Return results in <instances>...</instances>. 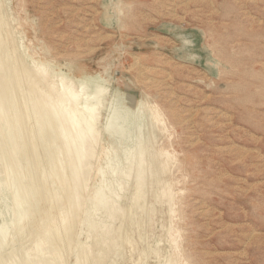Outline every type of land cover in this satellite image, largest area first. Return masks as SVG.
<instances>
[{
  "label": "rangeland",
  "instance_id": "rangeland-1",
  "mask_svg": "<svg viewBox=\"0 0 264 264\" xmlns=\"http://www.w3.org/2000/svg\"><path fill=\"white\" fill-rule=\"evenodd\" d=\"M0 19V264H264V0H0ZM43 66L94 107L82 164Z\"/></svg>",
  "mask_w": 264,
  "mask_h": 264
},
{
  "label": "bare ground",
  "instance_id": "bare-ground-1",
  "mask_svg": "<svg viewBox=\"0 0 264 264\" xmlns=\"http://www.w3.org/2000/svg\"><path fill=\"white\" fill-rule=\"evenodd\" d=\"M108 1V0H107ZM93 5V4H92ZM87 11V10H86ZM89 11V10H88ZM5 14V13H4ZM62 14V13H61ZM78 15V14H77ZM4 16V15H3ZM3 16H2V20H3ZM78 17V16H77ZM4 21V20H3ZM2 21H1V19H0V23H1ZM2 24V23H1ZM5 24V23H4ZM7 24V23H6ZM0 26H2V25H0ZM3 27V26H2ZM1 27V29H3ZM6 29V28H5ZM87 29V28H86ZM1 31V30H0ZM6 35V34H5ZM13 35V34H12ZM5 39V38H4ZM14 43V42H13ZM6 44V43H5ZM79 46V45H78ZM7 47V46H6ZM8 49V48H7ZM11 49L12 48H10V51H11ZM6 50V49H5ZM9 51V52H10ZM12 51H13V49H12ZM82 52V51H81ZM8 54V53H7ZM12 55V54H11ZM10 55V56H11ZM15 55H16V53H15ZM14 55V56H15ZM134 56V55H133ZM14 58V57H13ZM2 59V58H1ZM18 60V59H17ZM16 60V61H17ZM24 60V59H23ZM1 62V61H0ZM24 62V61H23ZM133 62V61H132ZM2 63V62H1ZM3 64V63H2ZM36 63H34V65H35ZM21 65H22V63H21ZM33 65V64H32ZM23 66V65H22ZM24 66H26V65H24ZM30 66V65H29ZM36 66L37 67H39V64H36ZM0 67H1V65H0ZM28 67V66H27ZM27 67H25V68H27ZM150 67V66H149ZM152 67V66H151ZM155 67V66H154ZM25 68H23V69H25ZM31 68V67H30ZM30 68H28V70L30 69ZM50 68V67H49ZM49 68H47L46 66H43V68L40 70V73H42V75H40L41 77L40 78H43L42 80H43V83H44V94L46 95V97L43 95V97H45V98H43L42 97V100L43 99H45L44 101L46 102V103H48L47 105H50L51 107V110H49V111H51V113H52V115H54L56 118V120H59V123H57V124H59V126L58 127H60V130L61 131H59V132H62V133H60V134H62L61 136H62V141H63V144L62 145H67V147H71L73 150L75 149V156H77L76 157V159H77V161L76 162H78V161H80V162H78L77 164H79V163H81L82 164V161L83 160H85V158H83V156L85 155V154H87L88 152H89V150H90V147H91V145H92V143H93V140H94V137H95V129L93 128V125H94V118H95V116H94V107H93V109L89 106V105H87V103H84L81 107L79 106V99L80 98H82V96L84 95H80L79 96V94H80V92H79V90H77L78 92H74L72 89L70 90L68 87L69 86H67V82L66 83H64L63 81V83L60 85V84H57L55 81H54V76H53V74L51 75V74H48L49 73ZM2 69H4V70H6L4 67L2 68ZM34 69V68H33ZM4 70H3V75L4 76H6L5 74H4ZM27 70V69H26ZM30 70H32V69H30ZM2 71V70H1ZM0 71V72H1ZM33 71V70H32ZM35 71V70H34ZM9 72H11V71H9ZM28 72V71H27ZM31 72V71H30ZM36 72V71H35ZM35 72L33 73V74H31L32 76H34V74H35ZM39 72V71H38ZM37 72V73H38ZM7 73V72H6ZM8 74V73H7ZM56 74V73H55ZM54 74V75H55ZM169 74V73H168ZM1 75V74H0ZM59 75H63V74H60L59 73ZM58 75V76H59ZM3 76V78H5ZM39 76V75H38ZM43 76V77H42ZM57 76V75H56ZM150 76V75H149ZM12 77V76H11ZM10 77V78H11ZM65 77V75L63 76V78ZM69 76H67V78H68ZM152 77V76H151ZM6 78H8V75L6 76ZM13 78V77H12ZM35 78V76L33 77V83H34V81L36 82V79H34ZM39 78V77H38ZM40 78H39V80L38 81H42V80H40ZM62 78V77H61ZM67 78H65L66 80H67ZM71 78V77H70ZM162 78H165V77H162ZM9 79V78H8ZM8 79H5V80H8ZM14 79V78H13ZM12 79V80H13ZM91 79H92V77H91ZM95 79V78H94ZM1 80V79H0ZM66 80H64V81H66ZM87 80H88V78H87ZM3 81H4V79H3ZM9 81V80H8ZM37 81V83H40V82H38ZM67 81H71V79L69 80H67ZM81 81V80H80ZM91 81V80H90ZM98 81V80H97ZM148 81V80H147ZM7 82V81H6ZM11 82V81H10ZM9 82V83H10ZM32 82V81H31ZM73 82H74V80H73ZM85 81H83V83L82 84H85L84 83ZM92 82H95V80L94 81H92ZM8 83V84H9ZM28 83H30V82H28ZM37 83H35V84H37ZM88 83V82H87ZM3 84H4V82H3ZM3 84L1 83L0 85H2L3 86ZM8 84H6L7 85V87L9 88V86H8ZM75 84H77V83H75ZM81 84V83H80ZM95 85H96V83H94ZM98 84H100V82L98 83ZM13 85H14V83H13ZM30 85V87L32 88V85L31 84H29ZM40 85V84H39ZM69 85H70V83H69ZM71 85H74V83H72L71 82ZM10 86H12V85H10ZM28 86V85H27ZM33 86H34V84H33ZM36 86V85H35ZM37 86H38V84H37ZM36 86V87H37ZM41 87H42V84L40 85ZM39 86V87H40ZM85 86V85H84ZM87 86H89V84H87ZM98 86V85H97ZM5 87V89H6V86H4ZM30 87H28L29 88V90H30ZM74 87V86H73ZM77 87H79V86H77ZM76 87V88H77ZM90 87V86H89ZM89 87H86V88H89ZM100 87V86H99ZM102 87V86H101ZM1 86H0V90H1ZM7 88V89H8ZM79 88H82V87H79ZM85 87H84V89H86ZM96 87H94V89H95ZM103 89V91H104V87H102ZM37 89V88H36ZM35 88L33 89H31L30 91L29 90H27L28 92H31L32 90H35L36 92H35V94L34 95H36L37 94V90H36ZM83 89V88H82ZM101 89V88H100ZM166 89V88H165ZM10 90V89H9ZM99 89H97V91H98ZM106 90V89H105ZM3 91V90H2ZM86 91V90H85ZM101 91V90H100ZM6 91L4 90V93H5ZM9 92V91H8ZM33 92V91H32ZM31 92V93H32ZM94 92V91H93ZM92 92V93H93ZM0 93H3V92H1L0 91ZM3 93V94H4ZM39 93V92H38ZM42 93V92H41ZM41 93H39V94H41ZM79 93V94H78ZM82 93H85L84 92V90H83V92ZM5 94H9V93H5ZM26 94V93H25ZM38 94V95H39ZM97 94H99L98 92H97ZM2 95V94H1ZM0 95V96H1ZM33 95V96H34ZM91 95V94H90ZM93 95H94V93H93ZM6 95H4V97H5ZM8 96V95H7ZM6 96V97H7ZM32 96V95H31ZM85 96V95H84ZM98 96V95H97ZM4 97H2V98H4ZM5 97V98H6ZM34 97H36V96H34ZM39 97V96H38ZM92 97V96H91ZM102 97V96H101ZM1 97H0V99L1 100H6V99H8V98H6V99H2ZM99 98V97H98ZM97 98V99H98ZM83 99V98H82ZM92 99V98H91ZM96 99V98H95ZM103 99V98H102ZM143 99H144V97H143ZM34 100V99H33ZM81 100V99H80ZM3 101H0V110L1 109H5V108H3L4 107V105H3V107H2V104H4V102ZM29 101V100H28ZM31 101H32V99H31ZM39 101V100H38ZM94 101V100H93ZM92 101V102H93ZM144 101H145V99H144ZM1 102H3V103H1ZM41 102V101H40ZM44 102V104H46ZM86 102V101H85ZM8 102H6V104H7ZM30 103V102H29ZM35 104H37V106L39 105V107H42L43 108V106H44V104H43V106L41 105V103H37L36 101L34 102ZM42 103H43V101H42ZM82 103H83V101H82ZM98 103V102H97ZM100 103V102H99ZM144 103V102H143ZM5 104V105H6ZM35 104H33L32 103V105H35ZM140 104H142V103H140ZM8 105V104H7ZM96 105V104H95ZM144 105H145V103H144ZM36 106V105H35ZM31 107V106H30ZM33 107V106H32ZM45 107V106H44ZM49 107V106H48ZM140 107V106H139ZM190 107V106H189ZM34 108V107H33ZM37 108L38 107H36V110H37ZM46 108H47V106H46ZM10 109V108H9ZM40 108H38V110H39ZM45 111L47 110V109H45V108H43ZM42 109V110H43ZM83 109H84V111H83ZM147 109V108H146ZM149 109H151L150 111H151V114H152V116L154 117V118H156L157 117V112L155 111V110H152V108H149ZM195 109V108H194ZM42 110L40 111H37V112H42ZM44 110H43V112H44ZM143 110H144V108H143ZM5 111V110H4ZM3 112V111H2ZM16 112V111H15ZM34 112V111H33ZM42 112V113H43ZM149 112V111H148ZM5 113V112H4ZM48 113V112H47ZM50 113V112H49ZM1 115H2V113H0ZM15 114V113H14ZM45 114V113H44ZM37 115V114H36ZM41 115V114H40ZM117 115V114H116ZM189 115V114H188ZM8 116V115H7ZM12 116V115H11ZM35 116V115H34ZM42 116H43V114L41 115V118H42ZM49 116V115H48ZM47 116V118H49ZM97 116V115H96ZM3 117H4V115H3ZM37 117H38V115H37ZM40 117V116H39ZM45 116H43V118H44ZM118 117H119V115H118ZM121 117V116H120ZM208 117V116H207ZM0 118H2V117H0ZM15 118H16V116H15ZM14 118V119H15ZM51 118V117H50ZM54 118V117H53ZM53 118H51V119H53ZM115 118H117L116 116H115ZM39 119V118H38ZM45 119V118H44ZM109 120V119H108ZM10 121H11V119H10ZM16 121V120H15ZM36 121H38V120H35L34 122H36ZM55 121V120H54ZM156 121V120H155ZM12 122V121H11ZM43 122V121H42ZM46 122V121H45ZM149 122V121H148ZM50 123V122H49ZM111 122H109V124H110ZM35 124H37V123H35ZM39 124H41L40 122H39ZM44 124H46V123H44ZM55 124H56V122H55ZM98 124V123H97ZM111 124H113V122L111 123ZM13 126V125H12ZM42 126V125H41ZM46 126H47V124H46ZM49 126H50V124H49ZM48 126V127H49ZM53 126V125H52ZM162 126V125H161ZM43 127V126H42ZM56 127V126H55ZM58 127H56V128H58ZM112 127V126H111ZM14 128V127H13ZM44 128V127H43ZM55 128V129H56ZM140 128V127H139ZM50 130H51V128H49ZM155 129H156V127H155ZM16 130V129H15ZM37 130V129H36ZM35 130V131H36ZM53 130V129H52ZM105 130V129H104ZM139 130V129H138ZM38 131V130H37ZM41 131V130H40ZM39 131V132H40ZM43 131V130H42ZM56 131V130H55ZM99 131V130H98ZM143 131V130H142ZM163 131H165L164 129H163ZM7 132V131H6ZM6 132H5V135H6ZM13 132H14V130H13ZM52 132V131H51ZM158 132V131H157ZM9 133V132H8ZM49 133V132H48ZM141 133V132H140ZM139 133V134H140ZM10 134V133H9ZM13 134V133H12ZM41 134H43V133H41ZM52 134H54V133H52ZM57 134V133H56ZM154 134V133H153ZM163 134V133H162ZM44 135V134H43ZM7 136V135H6ZM159 136H161V132H160V135H158V137ZM164 136V135H163ZM7 137H9V136H7ZM40 137V136H39ZM38 137V138H39ZM47 137H48V135H47ZM51 137V136H50ZM49 137V138H50ZM53 137V136H52ZM90 137H92V139L93 140H91L90 139ZM152 137V136H151ZM151 137L150 138H148V139H151ZM6 138V137H5ZM12 138V137H11ZM11 138H10V140H11ZM15 138V137H14ZM46 138V137H45ZM58 138V137H57ZM154 138V137H153ZM197 138V137H196ZM51 139V138H50ZM53 139V138H52ZM51 139V140H52ZM9 140V139H8ZM47 140V139H46ZM58 140H59V138H58ZM61 140H59V141H61ZM147 140V139H146ZM16 141V140H15ZM150 141V140H149ZM153 141H155V140H153ZM158 141V140H157ZM54 142V141H53ZM56 142V141H55ZM152 142V141H151ZM61 143V142H60ZM146 143H147V141H146ZM9 144V143H8ZM40 144V143H39ZM53 143H51V145H52ZM57 144V143H56ZM145 144V143H144ZM14 145V144H13ZM17 145V144H16ZM42 145V144H41ZM50 145V144H49ZM61 145V144H60ZM61 145V146H62ZM64 145V146H65ZM39 146V145H38ZM46 146V145H45ZM48 146V145H47ZM57 146V145H56ZM154 146H156V145H154ZM15 147V146H14ZM48 147H50V146H48ZM11 149V148H10ZM43 149V148H42ZM57 149H58V147H57ZM61 149V151L63 150L64 151V149H65V147H64V149H62V148H60ZM137 149V148H136ZM153 149V148H152ZM53 150H55V149H53ZM146 150V149H145ZM13 151V150H12ZM16 151V150H15ZM56 151V150H55ZM166 151V150H165ZM165 151H160V152H162L165 156H167L168 154L165 152ZM53 152V151H52ZM58 152V151H57ZM60 152V151H59ZM68 152V151H67ZM72 152V151H71ZM139 152V151H138ZM150 152V151H149ZM157 151H155L154 153V155H156V154H158V153H156ZM49 153V152H48ZM131 153V152H130ZM141 153V152H140ZM14 154V153H13ZM16 154H17V152H16ZM39 154H41V153H39ZM43 154V153H42ZM41 154V155H42ZM45 154V153H44ZM55 154V153H54ZM59 154V153H58ZM63 154V153H62ZM65 154V153H64ZM67 154H69V153H67ZM73 154V153H72ZM52 155V154H51ZM89 155V154H88ZM138 155V154H137ZM151 155V154H150ZM153 155V154H152ZM151 155V156H152ZM154 155L152 156V157H154ZM1 156V155H0ZM69 156H70V154H69ZM169 156V155H168ZM54 157V156H53ZM71 157V156H70ZM85 157H86V155H85ZM151 157V158H152ZM156 157V156H155ZM154 157V158H155ZM47 158V157H46ZM45 158V159H46ZM51 158V157H50ZM133 158V157H132ZM162 158V157H161ZM166 158V157H165ZM167 158H169V157H167ZM172 158V157H171ZM170 158V159H171ZM44 159V158H43ZM72 159V158H71ZM88 159V158H87ZM160 159V158H159ZM57 160V159H56ZM132 160V159H131ZM141 160V159H140ZM60 161H61V159H60ZM67 161V160H66ZM65 161V162H66ZM68 161L70 162L71 160H70V158L68 159ZM86 161V160H85ZM125 161V160H124ZM150 161H152V159L150 160ZM158 162H159V160H157ZM163 161V160H162ZM74 163H76L75 162V160L73 161ZM84 162V161H83ZM153 162H154V160H153ZM152 162V163H153ZM0 163H1V161H0ZM68 162H66V164H67ZM71 163H72V161H71ZM73 163V164H74ZM161 163V162H160ZM168 163V162H167ZM174 163V162H173ZM54 164V163H53ZM69 164V163H68ZM84 164V163H83ZM132 164V163H131ZM137 164V163H136ZM154 164H159V163H154ZM169 164V163H168ZM171 164H172V162H171ZM17 165V164H16ZM56 165H58V164H56ZM142 165H143V163L140 165L141 167H142ZM173 165V164H172ZM47 166V165H46ZM50 166H52V165H50ZM70 166V165H69ZM73 166H75V165H73ZM72 166V167H73ZM79 166V165H78ZM83 166V165H82ZM137 166V165H136ZM136 166H135V168H136ZM152 166H154V165H152ZM161 166H163V165H161ZM49 167V166H48ZM57 167V166H56ZM59 167V166H58ZM81 167V166H80ZM89 167V166H88ZM131 167V166H130ZM145 167V166H144ZM155 167H156V165L154 166V169H155ZM164 167V166H163ZM162 167V168H163ZM69 168V167H68ZM78 168V167H77ZM132 168V167H131ZM138 168V167H137ZM159 168H161V167H159ZM168 168V167H167ZM170 168V167H169ZM82 169H84V168H82ZM81 169V170H82ZM140 169H142V168H140ZM139 169V170H140ZM145 169V168H144ZM153 169V170H154ZM55 170V169H54ZM57 170V169H56ZM63 170V169H62ZM75 170H76V168H75ZM75 170H74V172H75ZM80 170V169H79ZM78 170V171H79ZM134 170V169H133ZM138 170V169H137ZM146 170V169H145ZM157 170V169H156ZM168 170V169H167ZM69 171H71L70 170V168H69ZM129 171V170H128ZM141 171V170H140ZM143 171V170H142ZM155 171V170H154ZM166 171V170H165ZM87 172V171H86ZM85 172V173H86ZM89 172V171H88ZM145 172V171H144ZM153 172V171H152ZM155 172H157V171H155ZM52 173V172H51ZM59 173V172H58ZM62 173V172H61ZM76 173H78V172H76ZM82 173H83V171H82ZM139 173V172H138ZM143 173V172H142ZM148 173V172H147ZM159 173V172H158ZM57 174V173H56ZM71 174V173H70ZM80 175H82L81 173H79ZM89 174V173H88ZM150 174V173H149ZM160 174V173H159ZM159 174H157V175H159ZM167 174V173H166ZM60 175V174H59ZM63 175V174H62ZM62 175H60L61 177H62ZM76 175V177H78L77 176V174H75ZM134 175V174H133ZM136 175V174H135ZM140 175L141 174H138V176L140 177ZM145 175V174H144ZM153 175V174H152ZM156 175V176H157ZM162 175V174H161ZM73 176V175H72ZM86 176V175H85ZM138 176H137V178H138ZM60 177V178H61ZM71 177V176H70ZM134 177V176H133ZM147 177V176H146ZM159 177V176H158ZM166 177H168V176H166ZM63 178H65L64 176H63ZM62 178V180H64ZM141 178V177H140ZM163 178V177H162ZM66 179V178H65ZM75 179V178H74ZM74 179H73V181H74ZM79 179H82V178H78V180ZM132 179H134V178H132ZM136 179V178H135ZM144 179V178H143ZM159 179V178H158ZM164 179V178H163ZM52 180V179H51ZM61 180V181H62ZM67 180V179H66ZM68 180H70V178H68ZM76 180V179H75ZM139 180V181H138ZM137 180V183L138 182H140L141 183V180H142V178H141V180L140 179H138ZM80 181V180H79ZM79 181H78V183H79ZM159 181V180H158ZM162 181V180H161ZM7 182V181H6ZM6 182H0V186H1V188L3 187V186H5V183ZM56 182V181H55ZM66 182V181H65ZM69 182V181H68ZM68 182H66V183H68ZM82 182H83V180H82ZM143 182V181H142ZM165 182H167V181H165ZM53 183V182H52ZM64 183V182H63ZM63 183H62V187H63ZM73 183V182H72ZM76 183H77V181H76ZM59 184V183H58ZM65 184V183H64ZM70 184V183H69ZM136 184V183H135ZM157 184V183H156ZM159 184V183H158ZM61 185V184H60ZM72 185V184H71ZM70 185V186H71ZM65 186V185H64ZM67 186H68V184H67ZM69 186V187H70ZM80 186V185H79ZM137 186V185H136ZM135 186V187H136ZM138 186H140V185H138ZM72 187V186H71ZM73 187H74V185H73ZM76 187H78L77 185H76ZM150 187H151V185H150ZM158 187H159V185H158ZM161 187H162V185H161ZM165 187V185L163 186V188ZM65 188V187H64ZM63 188V189H64ZM67 188V187H66ZM141 188V187H140ZM145 188V187H144ZM80 189V188H79ZM152 189V188H151ZM160 189V188H159ZM180 189V188H179ZM72 190V189H71ZM73 191V190H72ZM75 191H77L78 192V190H75ZM75 191H73L74 193H76ZM143 191V190H142ZM146 191V190H145ZM153 191V190H152ZM159 191V190H158ZM162 191L164 192V194L168 197V198H171L170 197V194L172 195L173 193H172V187H171V182H169V180H168V182L166 183V188L165 189H162ZM180 191H181V189H180ZM139 192V191H138ZM157 192V191H156ZM153 193H155V192H153ZM151 194V193H150ZM10 195V194H9ZM77 195V194H76ZM75 195V198L76 197H78V195L76 196ZM141 195V194H140ZM133 196V195H132ZM74 197V196H73ZM173 197H174V195H173ZM135 198V197H134ZM6 199V198H5ZM76 199H78V203L75 201V203H77V204H79V198H76ZM158 199V198H157ZM74 200V199H73ZM139 200V199H138ZM137 200V201H138ZM142 200V199H141ZM132 201H134L133 199H132ZM74 202V201H73ZM111 202V201H110ZM135 202V201H134ZM154 202V201H153ZM155 203V202H154ZM74 204V203H73ZM147 204V203H146ZM145 204V205H146ZM76 205V204H75ZM148 206V205H147ZM152 206V205H151ZM11 207V206H10ZM138 207V206H137ZM161 207V206H160ZM168 207V206H167ZM171 207V206H170ZM120 208V207H119ZM129 208V207H128ZM127 208V209H128ZM11 209V208H10ZM27 209V208H26ZM122 209V208H121ZM120 209V210H121ZM140 209V208H139ZM152 209H153V206H152ZM161 209V208H160ZM168 209V208H167ZM117 210V209H116ZM4 211H5V209H4ZM24 211V210H23ZM22 211V212H23ZM138 211V210H137ZM113 212V211H112ZM121 212V211H120ZM119 212V213H120ZM133 212V211H132ZM147 212V211H146ZM149 212H151V211H149ZM154 212V211H153ZM129 213V212H128ZM136 213V212H135ZM117 214V213H116ZM135 215V214H134ZM130 216V215H129ZM20 217V216H19ZM121 217V216H120ZM145 217V216H144ZM110 218V217H109ZM14 219V218H13ZM18 219H20V218H18L17 217V220ZM121 219V218H120ZM130 219H132L131 217H130ZM170 219V218H169ZM134 220V219H133ZM14 221V220H13ZM120 221V220H119ZM135 221V220H134ZM146 221V220H145ZM17 222V221H16ZM3 223V222H2ZM119 223V222H118ZM122 224V223H121ZM136 224V223H135ZM171 224V223H170ZM0 225H3V224H0ZM11 225V224H10ZM104 225V224H103ZM102 225V226H103ZM106 225V224H105ZM118 225V224H117ZM168 225V224H167ZM122 226V225H121ZM120 226V227H121ZM135 227H136V225H135ZM171 227V226H170ZM144 228V227H143ZM160 228V227H159ZM7 229V228H6ZM2 231V230H1ZM8 231V230H7ZM138 231V230H137ZM176 231V230H175ZM99 232V231H98ZM128 232V231H127ZM2 233V232H1ZM102 233V232H101ZM168 233V232H167ZM8 234H9V232H8ZM125 234V233H124ZM137 234V233H136ZM99 235V234H98ZM101 235V234H100ZM130 235V234H129ZM102 236V235H101ZM146 236V235H145ZM183 236H185V235H183ZM138 238V237H137ZM125 239V238H124ZM177 239V238H176ZM99 240V239H98ZM115 240V239H114ZM141 240V239H140ZM119 241V240H118ZM126 241H128V240H126ZM125 241V242H126ZM159 241V240H158ZM33 243V242H32ZM37 243V242H36ZM41 243V242H40ZM94 243V242H93ZM120 243V242H119ZM130 243V242H129ZM174 243V242H173ZM100 244H101V242H100ZM99 244V245H100ZM103 244V243H102ZM160 244V243H159ZM35 245V244H34ZM40 245V248L39 249H42L41 248V244H39ZM39 245H38V247H39ZM25 246V245H24ZM37 246V245H36ZM42 246H43V244H42ZM175 246V245H174ZM26 247V246H25ZM38 247H35V248H38ZM15 248V247H14ZM45 248V247H44ZM176 248V247H175ZM32 249V248H31ZM14 251V250H13ZM37 251V250H36ZM7 252V251H6ZM16 252V251H15ZM24 252V251H23ZM22 252V253H23ZM34 252V251H33ZM33 252H32V255H33ZM101 252H103V250L101 251ZM105 252H106V250H105ZM35 253V252H34ZM38 253H40V252H38ZM37 253V254H38ZM42 253V252H41ZM88 253H91V252H88ZM44 254H45V251H44ZM47 254V253H46ZM8 255V254H7ZM17 255V254H16ZM43 255V254H42ZM89 255V254H88ZM99 255V254H98ZM20 256V255H19ZM18 256V257H19ZM5 257V256H4ZM9 257V256H8ZM50 257V256H49ZM87 257V256H86ZM163 257V256H162ZM11 258V257H10ZM24 258V257H23ZM46 258V257H45ZM99 258V257H98ZM25 259H26V257H25ZM42 259V258H41ZM50 259V258H49ZM16 260H17V257H16ZM19 260V259H18ZM32 260H34V259H32ZM46 260H48V259H46ZM5 261V260H4ZM11 261V260H10ZM14 261V260H13ZM26 261H28V259L26 260ZM31 261V260H30ZM166 261V260H165ZM168 261H170V260H168ZM168 261L167 262H165V264L166 263H168ZM7 262V261H6ZM12 262V261H11ZM21 262H24V261H21ZM24 263H26V262H24ZM34 263V262H33ZM44 263V262H43ZM45 263H47V262H45ZM100 263V262H99ZM14 264V263H13ZM15 264H17L16 262H15ZM97 264V263H96ZM169 264H171V263H169Z\"/></svg>",
  "mask_w": 264,
  "mask_h": 264
}]
</instances>
